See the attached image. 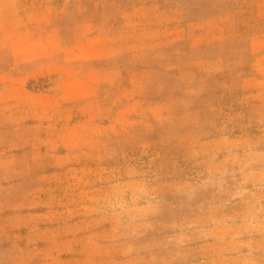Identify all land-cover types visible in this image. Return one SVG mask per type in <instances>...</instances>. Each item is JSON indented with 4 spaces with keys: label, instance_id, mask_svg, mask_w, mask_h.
Here are the masks:
<instances>
[{
    "label": "rangeland",
    "instance_id": "374dc122",
    "mask_svg": "<svg viewBox=\"0 0 264 264\" xmlns=\"http://www.w3.org/2000/svg\"><path fill=\"white\" fill-rule=\"evenodd\" d=\"M0 264H264V0H0Z\"/></svg>",
    "mask_w": 264,
    "mask_h": 264
}]
</instances>
